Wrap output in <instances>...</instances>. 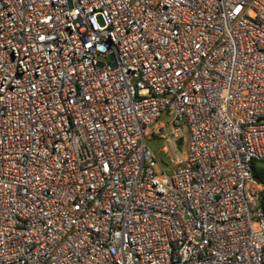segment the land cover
Returning <instances> with one entry per match:
<instances>
[{
    "label": "built area",
    "instance_id": "built-area-1",
    "mask_svg": "<svg viewBox=\"0 0 264 264\" xmlns=\"http://www.w3.org/2000/svg\"><path fill=\"white\" fill-rule=\"evenodd\" d=\"M255 159L264 0H0V264H264Z\"/></svg>",
    "mask_w": 264,
    "mask_h": 264
},
{
    "label": "rangeland",
    "instance_id": "rangeland-1",
    "mask_svg": "<svg viewBox=\"0 0 264 264\" xmlns=\"http://www.w3.org/2000/svg\"><path fill=\"white\" fill-rule=\"evenodd\" d=\"M174 113L170 112L157 124L146 129L147 143L155 150L161 161L173 168L179 163H184L187 141L189 138L188 125L182 121V128L176 134L172 124ZM152 134V137L149 135Z\"/></svg>",
    "mask_w": 264,
    "mask_h": 264
},
{
    "label": "trees",
    "instance_id": "trees-1",
    "mask_svg": "<svg viewBox=\"0 0 264 264\" xmlns=\"http://www.w3.org/2000/svg\"><path fill=\"white\" fill-rule=\"evenodd\" d=\"M252 174L258 182L264 185V159L252 161Z\"/></svg>",
    "mask_w": 264,
    "mask_h": 264
},
{
    "label": "crops",
    "instance_id": "crops-1",
    "mask_svg": "<svg viewBox=\"0 0 264 264\" xmlns=\"http://www.w3.org/2000/svg\"><path fill=\"white\" fill-rule=\"evenodd\" d=\"M149 136L152 137V134H150Z\"/></svg>",
    "mask_w": 264,
    "mask_h": 264
}]
</instances>
